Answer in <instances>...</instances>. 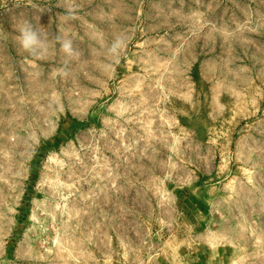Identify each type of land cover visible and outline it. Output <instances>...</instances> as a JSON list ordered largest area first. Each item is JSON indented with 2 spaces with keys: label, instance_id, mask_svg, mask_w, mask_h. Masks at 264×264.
I'll use <instances>...</instances> for the list:
<instances>
[{
  "label": "rangeland",
  "instance_id": "obj_1",
  "mask_svg": "<svg viewBox=\"0 0 264 264\" xmlns=\"http://www.w3.org/2000/svg\"><path fill=\"white\" fill-rule=\"evenodd\" d=\"M0 264H264V0H0Z\"/></svg>",
  "mask_w": 264,
  "mask_h": 264
},
{
  "label": "clouds",
  "instance_id": "obj_2",
  "mask_svg": "<svg viewBox=\"0 0 264 264\" xmlns=\"http://www.w3.org/2000/svg\"><path fill=\"white\" fill-rule=\"evenodd\" d=\"M76 7H69L65 9L66 19H75L77 15ZM18 32L17 41L24 52L36 59H43L48 51L49 34L46 31H41L33 24L24 20L16 27ZM54 39L60 43V48L68 57L78 56L79 53L73 47L71 39H64L61 36H56ZM127 41L123 36L115 38L108 47V53L112 56H119L121 51L126 47ZM59 73L67 74V65L57 70Z\"/></svg>",
  "mask_w": 264,
  "mask_h": 264
}]
</instances>
